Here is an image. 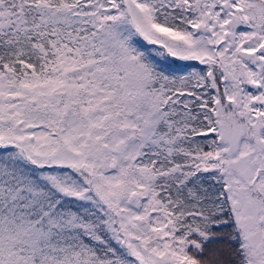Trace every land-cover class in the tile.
Instances as JSON below:
<instances>
[{
  "label": "snow or ice",
  "instance_id": "1",
  "mask_svg": "<svg viewBox=\"0 0 264 264\" xmlns=\"http://www.w3.org/2000/svg\"><path fill=\"white\" fill-rule=\"evenodd\" d=\"M0 264H264V0H0Z\"/></svg>",
  "mask_w": 264,
  "mask_h": 264
}]
</instances>
